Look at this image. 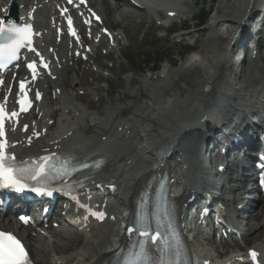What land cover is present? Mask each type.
<instances>
[{"label":"bare ground","instance_id":"1","mask_svg":"<svg viewBox=\"0 0 264 264\" xmlns=\"http://www.w3.org/2000/svg\"><path fill=\"white\" fill-rule=\"evenodd\" d=\"M15 1L23 5V10L31 9L30 0ZM52 1L40 0L37 3L39 8L35 13L34 31L38 34L43 29V33L37 35L36 40L41 50L49 54L50 48H53L54 72L44 81H50L55 89L61 91L62 97L57 95L51 99V103L62 102L63 107L51 112L42 109V112L34 113V118H40L34 124L31 119L25 118L20 129L14 130L10 135L12 152L21 160L49 152L69 154L71 157L84 159L101 156L105 165L101 170L85 175L86 187L94 189L96 184H101L111 190L110 187L115 186L114 191L117 192L121 204L118 205L111 200L101 203V205L106 204V210L110 212V216H115V219L124 215L119 207L124 206L129 210L138 189L146 178L157 165L163 164L171 177L176 179L172 183L175 187L173 192L179 186L177 192H181L180 214L184 217V205L188 194L205 183L206 170L200 154L204 130L211 128L215 121L234 118L243 120L247 112L264 108V67L259 64V56L237 64L233 61L239 56L234 49L237 45L243 44V38L251 30L246 26L249 25V21L255 23L254 15L257 9L260 10L259 7L264 5V0H260V6L257 7L255 4L258 0H220L219 6L210 15L206 26L208 34L198 53L189 55L176 68L169 60L162 65L159 72L150 71L149 81L142 83L145 92L138 87L134 91L124 89L121 92L122 96H130L134 99V104L128 105L126 110L118 106L113 109L118 98L108 96L104 100L100 97V88L95 87L86 94L98 98L103 105L92 113V117L86 109V107H93L91 101L86 100V107L77 105L75 101H83L86 98L85 96L83 98L84 94L72 95L66 89L70 82L67 75L78 61L75 54L77 51L85 53V45L69 48V43L56 42V38L51 35L50 23L46 20L56 15ZM54 1L57 4L60 2V0ZM117 1L116 5H113L109 0H90V5L99 10L106 23L113 25L114 14L120 13L124 21L132 15L131 11L121 9L126 6L125 0ZM170 1L173 8L179 10L177 16L192 18L195 14L196 0ZM0 2L1 15L2 9L9 4L10 0H0ZM127 5L130 7V4ZM182 6H185L187 10L183 11ZM154 11L155 15L160 14V9L155 8ZM253 11L254 14H252ZM236 29H239V33L234 38ZM124 32L127 36V27ZM201 33L205 35L204 32ZM188 36H190L188 33H182L179 37ZM87 37L88 35H85V44L89 42ZM121 39V34L115 33L117 46L120 45ZM100 40L99 45L93 46V52L89 54L88 61L95 56L98 57L99 47L106 43L103 38ZM98 63L101 67L102 64ZM242 67L245 68L242 69ZM74 72L76 76L78 71ZM110 72H113V68ZM97 76L99 78L101 75ZM76 78H72L73 83L77 82ZM133 81L131 76L126 77L127 83L131 84ZM45 83H38L44 98L50 94L48 91L50 84L48 86ZM7 88L8 86L5 90ZM217 103L223 104L222 107H218ZM118 111L121 116L128 113V117L118 119ZM30 115L33 113L27 116ZM58 116L62 117L61 121L50 125V119ZM90 121L99 133L87 137L84 132L91 131L90 125H86ZM231 123H237V121L234 119ZM56 126L55 131L50 132ZM241 132L244 141L238 147L234 146L228 150L227 154L233 153L242 145L257 146V140L253 141L252 136L246 131ZM38 133L41 137L36 139ZM224 156L219 155L217 159ZM239 164L232 161L226 168V170L230 169V172L222 173L235 184L233 188H225L224 192H231L233 196L243 195L233 202H226L228 208L236 212L237 208L243 207L252 197L244 191H248V185L253 181L252 176L256 171L252 167L249 168L252 172L251 176L239 175L237 171ZM88 196V192L78 193L74 199L75 210L80 211L82 205L88 203ZM247 214L249 222L247 233L243 236L242 242L233 237V247L240 251H243L244 247H247V250L257 248L264 261V201L252 213ZM120 223L122 222L117 223L109 217L104 224L93 227L89 232L91 234L83 231L52 230L51 235L61 238V242L52 243L46 242V237L40 231L33 227H21L17 222L1 221L0 228L17 233L25 241L35 264H99L109 258L116 245L124 240L119 228ZM83 225L84 222H81L80 227ZM188 245L192 252L206 263L244 264L247 262L246 255L242 254L217 263L219 256H216L217 254L202 242L188 239ZM52 250L56 257L52 256ZM240 257L241 262H239ZM59 260L60 263H58Z\"/></svg>","mask_w":264,"mask_h":264},{"label":"rangeland","instance_id":"2","mask_svg":"<svg viewBox=\"0 0 264 264\" xmlns=\"http://www.w3.org/2000/svg\"><path fill=\"white\" fill-rule=\"evenodd\" d=\"M125 2H126V6H123L121 8L122 10H124L123 8H129V6L127 5V4H130L129 1L125 0ZM196 2H197V0H196ZM219 2H220V0H218L217 4H214L213 1H211V0H199V5L197 7L198 15H199V13H201L204 10L205 11H209L211 13L212 11H214V9L217 8V6H219ZM259 2H260V0L257 1V3L255 4V7L258 6L257 4ZM116 3L115 4L112 3V4L116 5ZM195 10H196V7H195ZM254 10H255V8H254ZM118 14H119V16L116 15V17H119V19H116L115 14L113 16V18H115V20H116V22H115V20L113 21L114 22L113 25H111L110 23L109 24L106 23V21H105V23L109 27L115 28L118 31H120L121 33L123 32L122 30H124L127 27L128 34H127V36H124V41L122 42L123 43V47L121 48V52H123L124 55L127 56V58H130L131 61L134 60L133 56L136 58V60H137L138 57H141V58H144V59L147 58L149 60L152 59L153 61L157 60L158 56H162V57L165 58V60L172 59L171 61L173 62V65H174V62L176 63L175 64L176 67L178 66V64L180 65L182 63L181 60L184 61L183 60L184 58L180 57V56H182V54H181L182 51H181V47L180 46H183L185 44H184V42L182 44H178L177 41L180 40V39L171 38V37H168L166 39L160 38L159 36L162 35V32L156 30L155 27L157 25L154 26L153 24H151V23H149L147 21H145L143 23H139L141 21V19L137 15H133V16L129 15L128 20L127 19L125 20L126 22L129 21V19L131 20V22L128 25L120 17V13H118ZM134 14H136V13H134ZM139 14L143 15L142 12H139ZM252 14H254V11H253ZM195 15H196V11H195V14L193 15L192 18H194ZM247 16L245 17V19L247 18ZM184 18L192 19V18H188V16H186ZM119 23H121V24H119ZM195 23H196V19H194L192 21H186L187 26L190 27V28L192 27L191 25L195 24ZM207 23L204 26H202L200 29H204V28L206 29ZM114 25H118V26H114ZM122 28H124V29H122ZM205 29L200 31V35H199V36H201L203 38H199V39L195 40L193 37H189L188 36L187 40H185V43H188V42L189 43H195L196 42L195 44L201 46L204 43V39H206L205 37H207L206 35H202V33H201V32H205ZM187 33L191 36V31L184 32V34H187ZM126 37L128 39H131V41L130 40L128 41ZM104 45H106V43ZM261 47L263 49V52L260 53L259 56L263 59V57H264V41H263V45H261ZM98 54H99L98 57L95 56L93 59H95L97 62L101 61V64L103 65V67L99 68V71L101 72V74L103 76H106L105 74L111 75V78L107 77L108 81L105 78H101L102 75L100 73L96 72V71H98V64L97 65H93L91 67V69L94 71V74H87L86 72H90V68H85V67L86 66L89 67V64L84 63V62L78 63V61L75 62L76 64L74 63L75 65L72 67L73 71H79V75L78 74L76 75L77 78H76V76L74 74L75 72H72V70L69 72V74H68L69 76L67 75V78L70 81L69 84H68V88H67L68 91H70L68 93H70L72 95L73 94L83 93L84 94L83 98H84V96L86 98L83 101H79V100L77 101V102H80L81 104H85V105H82L83 107H86V105H87V101L86 100L87 99H89L91 101L90 103L93 105V107L92 108L86 107L90 117H92V113L96 112L103 105V102L99 101L98 98H94V97H91L90 95H87L95 87L100 88V97L101 98L103 97L102 99H104V100L108 96L118 98L119 102L117 101V103H115L113 105V109H116L117 106H118L119 108H122L123 110H126L125 108H127L129 104H134V101H133L134 99L131 98L130 96L123 97L121 92L124 89L125 90L128 89V90L134 91V89H136L137 87L141 88L142 91L145 92V88L143 87L142 83L144 81H149V76H148L147 71H148V69H150V67H153L155 64H157L155 62L150 67L147 66L144 73H138V71H136V69H134V67L130 64V62L129 63L126 62L125 58L120 56V52H117V53L114 52L113 54L109 55V57L106 56V55H103V53L101 52V58H100V47H99ZM164 62L159 63L158 65L159 66L162 65ZM260 63L259 64L263 67L264 66V60H262ZM112 66H114L115 69L113 68V72L111 73L110 72V68ZM138 66H140V65H138ZM77 68H78V70H77ZM82 71L84 73H86V74H84V76L79 78L80 77V73H82ZM97 75H101L99 77L100 79H94V77L98 78ZM127 76H131L134 79V81H133L134 83L132 82L131 84H128V83L126 84L125 79H126ZM72 78L73 79L74 78L78 79V80H76L77 82L73 83L72 82V80H73ZM97 85H99V86H97ZM103 87H104V89H103ZM238 90H241V89H238ZM53 91H54V89H52V94L49 95V98L46 97V100H45L46 109L49 110L50 112L52 110L56 109V108H59V109L61 108L60 105L57 104V103L53 104V105H50L48 103V101L51 100L50 96H52V97L55 96V95H53ZM79 95H81V94H79ZM77 102H75V104ZM77 105H78V103H77ZM127 116H128V113H127ZM60 118L61 117H59L57 120L59 121ZM118 118H119V116H118ZM58 121H56V122H58ZM91 121L88 122L86 125H90V127L93 129V130L91 129V131H92L91 133H95L96 129L93 128V122H91ZM56 128H57V126L54 129H56ZM84 128H86V127H84ZM54 129H52L51 132H54L55 131ZM96 131H97V133H99L98 130H96ZM229 172H230V169H228V173ZM228 173H226V174H228ZM77 235H80L79 237H83V235H81V234H77ZM57 240H58L57 242H61L60 241L61 238L60 239L57 238ZM49 241L50 242L53 241L52 238L49 239ZM244 248H243V250H244ZM51 254H53V255L55 254L53 252V250H52ZM58 263H60V260L58 261Z\"/></svg>","mask_w":264,"mask_h":264},{"label":"snow or ice","instance_id":"3","mask_svg":"<svg viewBox=\"0 0 264 264\" xmlns=\"http://www.w3.org/2000/svg\"><path fill=\"white\" fill-rule=\"evenodd\" d=\"M71 2L72 0H69V3ZM68 24L72 31V35L75 36L76 33L75 30L72 29L71 18L68 19ZM33 35L32 25L0 23V65L7 61L17 59L21 49L31 48ZM31 50L35 51L34 48ZM44 66L48 67L47 63H45ZM28 67L35 70L36 65L29 64ZM0 83H2V81H0ZM20 89L23 93L25 90L24 82L20 83ZM36 95L38 97L39 93ZM30 102V100L27 101V103ZM18 103L22 105L21 111H24L26 108L25 100L21 99ZM17 115V112H11L10 114L6 113L4 105L0 104V137L5 135V120L9 117H16ZM6 147V141L0 142V188H10L17 192H23L28 188L27 181L35 180L37 183H40L41 179L47 178L49 175V165L47 161L50 160V158H44V162H37L36 167L32 169L21 167L15 163V157L7 155ZM57 171L64 170L58 169ZM30 190L39 192L40 194L52 195L51 191L45 192L43 189L37 187H32ZM94 215L102 219L104 214L94 213ZM137 231L140 232L141 236H147L150 239L158 238L160 235L156 233L153 236L147 229H137ZM250 255L253 261H257V253L255 251H252ZM0 264H30L28 254L20 240L13 234L2 231H0ZM122 264H151L149 250L146 245L140 243L137 248L130 250L128 254L123 257ZM169 264H171V262H169Z\"/></svg>","mask_w":264,"mask_h":264},{"label":"trees","instance_id":"4","mask_svg":"<svg viewBox=\"0 0 264 264\" xmlns=\"http://www.w3.org/2000/svg\"><path fill=\"white\" fill-rule=\"evenodd\" d=\"M207 16H208V14L203 15L202 20H204V19L206 20Z\"/></svg>","mask_w":264,"mask_h":264}]
</instances>
